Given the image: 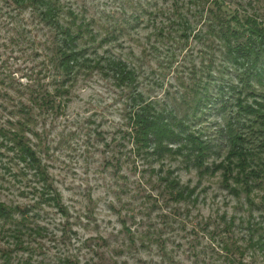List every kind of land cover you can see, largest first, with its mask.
<instances>
[{
    "label": "rangeland",
    "instance_id": "obj_1",
    "mask_svg": "<svg viewBox=\"0 0 264 264\" xmlns=\"http://www.w3.org/2000/svg\"><path fill=\"white\" fill-rule=\"evenodd\" d=\"M223 1L264 21V0ZM150 2L60 0L63 23L76 18L91 24L92 33L80 42L89 47L88 58L119 59L135 70L130 89L99 70L63 83L52 62L53 30L34 9L0 0V123L31 119L26 136L64 205L58 211L40 203L29 181L17 185L13 197L2 195V201L29 207L39 233L25 249L10 250L9 258L0 253V264H264V178L246 192L225 181L222 171L202 177L184 157L157 163L137 153L130 120L134 92L201 132L213 148L209 164L226 160L225 126L238 99L254 102L264 94V85L253 80L251 95L243 70L227 61L213 14L206 12L213 0H204L194 16V6L182 0L186 32L170 15L171 1ZM137 4L149 12L158 4L164 14L155 20L145 15L128 27L124 17L137 15ZM118 23L128 27L125 33L107 35ZM106 36L111 39L102 42ZM205 96L211 101L199 104ZM166 176L194 190L193 197L175 201L160 179ZM2 251L9 250L0 240Z\"/></svg>",
    "mask_w": 264,
    "mask_h": 264
},
{
    "label": "trees",
    "instance_id": "obj_2",
    "mask_svg": "<svg viewBox=\"0 0 264 264\" xmlns=\"http://www.w3.org/2000/svg\"><path fill=\"white\" fill-rule=\"evenodd\" d=\"M163 1H171L173 13L170 15L177 17L176 21L181 28L183 25L184 32L188 31L190 29L186 23L188 18L181 13L182 0ZM203 1L189 0L187 4L194 6V10L191 11L193 16L202 13L196 9L204 6ZM11 2L18 10L34 9L42 21L53 30L56 41L52 62L54 68L62 73L63 83L71 82L79 72L99 70L112 75L122 87L135 89L137 75L126 62L98 56L87 57L86 51L89 47L83 46L80 42L82 38H88L90 31L92 33L91 24H77L76 18H72L71 23H63L60 0H11ZM151 3L147 0V5ZM210 6V10L206 12L213 14L211 23L215 30L214 35L223 44L227 61L243 70V76L246 77L245 89L249 88L250 94L254 95L252 81L264 85V21L257 13L241 14L237 10H232L223 0H213ZM137 7L141 11L137 15L124 17L126 22L124 25L130 27L134 23L144 21L145 15L155 20L160 14H164L158 4L154 5L156 12L144 10L140 4H137ZM128 27L120 23L115 24L107 35L114 37L116 32L123 34ZM158 30L162 34L165 28L160 27ZM95 39L96 37L94 41ZM109 39L111 38L106 36L102 42ZM134 93L133 105L130 108L131 136L140 157H155L157 163L169 155L184 157L202 177L222 171L225 181L233 180L240 188L244 186L243 190L246 192L252 191L254 180L264 178V94L261 95V100L254 102H248L246 97L238 99L233 115L225 126V137L229 147L226 160L222 163L209 164L213 148L203 140L201 132L193 131L189 121L178 117L173 110L163 113L152 102L146 101L140 92ZM239 95H242L240 90ZM203 99L211 101L209 96H205L199 99L198 103L201 104L200 101ZM30 124V118L8 125L0 123V240L9 250L0 253L6 259L10 257V250L25 249L27 239L37 235L39 228L34 226L35 221L28 206L2 201V195L12 193L13 197L18 191L17 185L29 181L35 183L33 191L39 195L40 203L58 211H63L64 206L61 196L54 190L49 172L42 164L38 151L26 136V133L31 131ZM160 179L166 183L165 189L175 201L183 202L193 197L194 190L182 186L180 181L169 176ZM237 186L233 189L239 194L240 189ZM20 193L26 194L23 191ZM228 251H231L230 247ZM238 251L241 256L244 255L241 247ZM64 264L79 262L65 259Z\"/></svg>",
    "mask_w": 264,
    "mask_h": 264
}]
</instances>
